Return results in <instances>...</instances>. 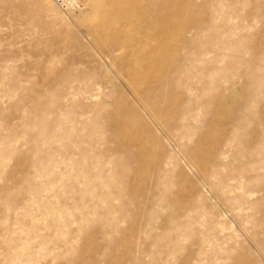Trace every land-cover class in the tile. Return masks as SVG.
Here are the masks:
<instances>
[{
  "label": "rangeland",
  "instance_id": "obj_1",
  "mask_svg": "<svg viewBox=\"0 0 264 264\" xmlns=\"http://www.w3.org/2000/svg\"><path fill=\"white\" fill-rule=\"evenodd\" d=\"M139 1L0 0V264H264V0Z\"/></svg>",
  "mask_w": 264,
  "mask_h": 264
},
{
  "label": "bare ground",
  "instance_id": "obj_2",
  "mask_svg": "<svg viewBox=\"0 0 264 264\" xmlns=\"http://www.w3.org/2000/svg\"><path fill=\"white\" fill-rule=\"evenodd\" d=\"M149 0H142L143 3L147 2ZM153 1V0H152ZM177 1L176 5H179V0H165L163 2L164 6L162 5V2L160 0L153 1V11L150 17H146L143 19L142 23L145 26V30L143 32V38L146 39V42L142 45V49L146 50L147 48L152 49L154 47L157 48L158 54L164 53L163 55H159L158 57L162 60L169 59V54L167 52L168 47H173L174 43V34L180 30V27L178 25L179 19L184 17H190V14H184V11L178 12L176 9L178 7L175 6V2ZM138 2H141L138 0ZM179 3V4H178ZM165 14L162 13L164 7L166 6ZM182 4V3H181ZM82 8V7H81ZM79 8V9H81ZM167 13V14H166ZM93 18L94 13L91 11L89 16L86 18L87 23L89 25L93 24ZM142 19V18H141ZM176 26V27H175ZM187 39H184L183 42L186 43ZM165 49L166 51H163ZM168 61V60H167ZM152 61H149V63H146L145 66H148V72L143 76L146 77L145 83L141 84L139 86L140 89H146L147 81L152 78L154 81L162 82V83H175L174 80H177L179 78H174V76H171V74L165 73V71H159L155 70L151 66ZM170 63V62H169ZM150 64V65H149ZM135 89H138V86L135 87ZM137 98H140L141 101H144V96L141 97L139 94L137 95ZM165 98L166 103L173 102H181L182 99L180 97L176 96L174 99L172 96L167 95ZM222 101L225 100V97L221 99ZM146 102V100L144 101ZM151 109V115L153 117V121L157 122L158 124H161V109L152 106Z\"/></svg>",
  "mask_w": 264,
  "mask_h": 264
},
{
  "label": "built area",
  "instance_id": "obj_3",
  "mask_svg": "<svg viewBox=\"0 0 264 264\" xmlns=\"http://www.w3.org/2000/svg\"><path fill=\"white\" fill-rule=\"evenodd\" d=\"M59 7L63 10H76L80 8L79 0H56Z\"/></svg>",
  "mask_w": 264,
  "mask_h": 264
}]
</instances>
